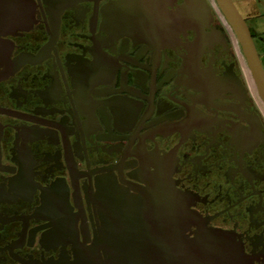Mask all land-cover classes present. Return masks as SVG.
Wrapping results in <instances>:
<instances>
[{"label": "flooded vegetation", "instance_id": "flooded-vegetation-1", "mask_svg": "<svg viewBox=\"0 0 264 264\" xmlns=\"http://www.w3.org/2000/svg\"><path fill=\"white\" fill-rule=\"evenodd\" d=\"M219 14L0 0V264H129L122 221L171 214L264 264V101Z\"/></svg>", "mask_w": 264, "mask_h": 264}, {"label": "water", "instance_id": "water-1", "mask_svg": "<svg viewBox=\"0 0 264 264\" xmlns=\"http://www.w3.org/2000/svg\"><path fill=\"white\" fill-rule=\"evenodd\" d=\"M215 3L235 33L264 99V66L247 21L234 0H216ZM171 215L169 221H122L131 234L137 235L133 242L141 245L138 252L128 257L131 264H252L231 233L201 224L195 236L189 238L187 229L191 223L199 221H189V215L185 221H177Z\"/></svg>", "mask_w": 264, "mask_h": 264}, {"label": "rangeland", "instance_id": "rangeland-1", "mask_svg": "<svg viewBox=\"0 0 264 264\" xmlns=\"http://www.w3.org/2000/svg\"><path fill=\"white\" fill-rule=\"evenodd\" d=\"M234 2L250 27L264 66V0H234ZM219 12L220 10L218 9V13ZM220 18L227 24L235 44L241 49L237 37L230 25L225 21L223 16L220 15Z\"/></svg>", "mask_w": 264, "mask_h": 264}, {"label": "bare ground", "instance_id": "bare-ground-1", "mask_svg": "<svg viewBox=\"0 0 264 264\" xmlns=\"http://www.w3.org/2000/svg\"><path fill=\"white\" fill-rule=\"evenodd\" d=\"M215 2H216V0H214ZM216 5H218V4H216ZM217 8H219V7H217ZM220 10V9H219ZM221 13H222V11H220ZM223 14V13H222ZM224 16V15H223ZM225 17V16H224ZM226 19V18H225ZM240 44V43H239ZM243 54V53H242ZM243 57L245 58V56L243 55ZM245 60H246V58H245ZM249 71H250V74H251V76H252V72H251V70L249 69ZM252 78H253V76H252ZM254 80V79H253ZM254 82H255V80H254ZM255 85H256V83H255ZM256 87H257V85H256ZM258 91V90H257ZM259 92V91H258ZM260 95V94H259ZM261 96V95H260ZM262 98V97H261ZM263 99V98H262ZM263 101H264V99H263Z\"/></svg>", "mask_w": 264, "mask_h": 264}]
</instances>
